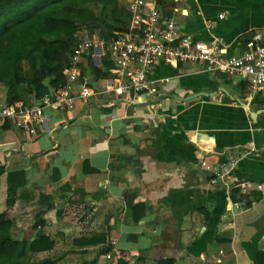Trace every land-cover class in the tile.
<instances>
[{
  "label": "crops",
  "instance_id": "crops-1",
  "mask_svg": "<svg viewBox=\"0 0 264 264\" xmlns=\"http://www.w3.org/2000/svg\"><path fill=\"white\" fill-rule=\"evenodd\" d=\"M85 1L92 14L79 41L129 23L128 0ZM153 7L195 40L222 38L228 55L241 54L254 34L264 41V0H153ZM94 24L100 27L89 35L86 26ZM106 49L91 57L93 66ZM111 77L87 73L81 79L95 93L90 101L68 112L45 110L33 135L0 121V213L14 220L13 233L54 241L31 258L264 264V92L250 95L245 80L207 73L202 63L162 59L148 76L150 94L117 98L108 90ZM5 90L0 84V105H7ZM233 162L223 180L211 182L205 166L215 172ZM14 172L26 184L8 206Z\"/></svg>",
  "mask_w": 264,
  "mask_h": 264
},
{
  "label": "built area",
  "instance_id": "built-area-1",
  "mask_svg": "<svg viewBox=\"0 0 264 264\" xmlns=\"http://www.w3.org/2000/svg\"><path fill=\"white\" fill-rule=\"evenodd\" d=\"M127 9L130 20L125 31H114L108 39L93 35L80 40L69 57L64 84L28 103L17 101L0 105V121H11L18 130L33 135L34 126L44 124L45 110L68 112L77 102L88 103L95 93L85 78L79 81V62L90 50L91 57L95 55L98 60L105 55V48L110 50L114 63L108 90L117 98L130 92L152 93L148 76L160 59L174 65L202 63L207 73L222 72L245 80L250 95L264 92V41L260 34H254L246 42L241 54L228 55L222 38L211 36L204 42L181 33L173 18H162L153 7V0H128ZM224 18L225 13L217 15L219 21ZM204 26L210 31L213 23L207 20ZM96 49L100 51L94 54ZM234 165L233 162L230 168L215 172L209 166L205 169L212 173L213 183L223 180Z\"/></svg>",
  "mask_w": 264,
  "mask_h": 264
},
{
  "label": "trees",
  "instance_id": "trees-1",
  "mask_svg": "<svg viewBox=\"0 0 264 264\" xmlns=\"http://www.w3.org/2000/svg\"><path fill=\"white\" fill-rule=\"evenodd\" d=\"M86 4L85 0H0V84L6 89L7 105L26 103L31 95L39 99L64 84L69 57L79 42L78 32L92 14ZM86 27L91 35L100 26ZM102 27L110 31L115 26ZM126 28L124 24L119 31ZM111 33L103 34L102 38L108 39ZM109 53L106 49L99 67L92 64L91 50L84 54L81 57L84 62L79 64L80 82L89 72L100 77L107 75L114 67ZM25 184L22 172L8 175V206L13 205L17 189ZM14 226V220L0 213V264H57L51 258L35 261L31 258L54 248L50 237L41 233L30 240L14 237Z\"/></svg>",
  "mask_w": 264,
  "mask_h": 264
},
{
  "label": "rangeland",
  "instance_id": "rangeland-1",
  "mask_svg": "<svg viewBox=\"0 0 264 264\" xmlns=\"http://www.w3.org/2000/svg\"><path fill=\"white\" fill-rule=\"evenodd\" d=\"M23 234H20V233H16V232H14V237H16V236H20L19 238H21V237H24V236H22Z\"/></svg>",
  "mask_w": 264,
  "mask_h": 264
}]
</instances>
